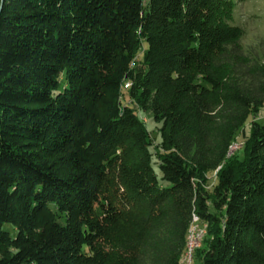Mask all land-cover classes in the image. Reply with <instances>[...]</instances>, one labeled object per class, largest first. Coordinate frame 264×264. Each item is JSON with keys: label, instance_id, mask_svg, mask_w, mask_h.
I'll list each match as a JSON object with an SVG mask.
<instances>
[{"label": "trees", "instance_id": "1", "mask_svg": "<svg viewBox=\"0 0 264 264\" xmlns=\"http://www.w3.org/2000/svg\"><path fill=\"white\" fill-rule=\"evenodd\" d=\"M236 2L2 0L0 264H180L192 215L199 264H264V126L226 159L264 105Z\"/></svg>", "mask_w": 264, "mask_h": 264}, {"label": "rangeland", "instance_id": "2", "mask_svg": "<svg viewBox=\"0 0 264 264\" xmlns=\"http://www.w3.org/2000/svg\"><path fill=\"white\" fill-rule=\"evenodd\" d=\"M231 25L243 31V36L240 43L246 56L261 57L264 53V0H237L232 14ZM126 87L127 84L122 89V104L129 103L125 93ZM135 112L146 126L153 143L157 145L160 142V126L153 122L149 113H142L137 110H135ZM252 122L264 126V105L256 113H250L248 115L246 121L234 136L226 156L228 161L237 163L238 161L242 160L244 148L247 144L246 141L249 138L250 125ZM219 169L220 167L214 171L206 173L204 176L202 187L208 193L211 192L213 186L216 184V175ZM194 224L195 225H193L191 231L192 233L194 232V237L200 233H202V237L200 241H198L199 245L196 243V249L194 248L191 257L187 258L184 256L180 261L181 264H199L195 253L201 246V243L208 239L206 225L200 221H197V223ZM4 228H7V226L5 225Z\"/></svg>", "mask_w": 264, "mask_h": 264}, {"label": "bare ground", "instance_id": "3", "mask_svg": "<svg viewBox=\"0 0 264 264\" xmlns=\"http://www.w3.org/2000/svg\"><path fill=\"white\" fill-rule=\"evenodd\" d=\"M127 86H128V84H127ZM197 221H199L198 220V218L196 217V216H194V215H192V223H191V225H190V228H189V230H188V233H187V237H186V247H185V250H184V254H183V257L185 256V257H187V258H190L191 257V255H192V252H193V250H194V248H195V246H196V243L198 244V241H196L195 243H194V232L192 233L191 231H192V227H193V225H195L194 223H197ZM199 223V222H198ZM197 228V227H196ZM202 228V227H201ZM199 229V228H198ZM194 230V229H193ZM196 230V229H195ZM196 237H198V235H196ZM199 245V244H198ZM198 247V246H197ZM196 249V248H195ZM182 257V258H183ZM182 262H183V260H182ZM181 264V263H180Z\"/></svg>", "mask_w": 264, "mask_h": 264}, {"label": "built area", "instance_id": "4", "mask_svg": "<svg viewBox=\"0 0 264 264\" xmlns=\"http://www.w3.org/2000/svg\"><path fill=\"white\" fill-rule=\"evenodd\" d=\"M201 237H202V233L198 234V237H194V243L196 241H200Z\"/></svg>", "mask_w": 264, "mask_h": 264}, {"label": "water", "instance_id": "5", "mask_svg": "<svg viewBox=\"0 0 264 264\" xmlns=\"http://www.w3.org/2000/svg\"><path fill=\"white\" fill-rule=\"evenodd\" d=\"M2 0H0V8H1Z\"/></svg>", "mask_w": 264, "mask_h": 264}]
</instances>
